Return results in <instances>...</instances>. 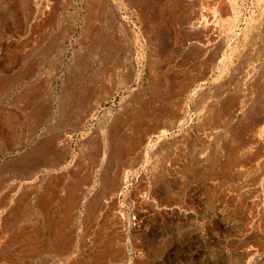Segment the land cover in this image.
I'll return each instance as SVG.
<instances>
[{"label": "rangeland", "instance_id": "1", "mask_svg": "<svg viewBox=\"0 0 264 264\" xmlns=\"http://www.w3.org/2000/svg\"><path fill=\"white\" fill-rule=\"evenodd\" d=\"M256 92L264 0H0V264H264Z\"/></svg>", "mask_w": 264, "mask_h": 264}, {"label": "crops", "instance_id": "2", "mask_svg": "<svg viewBox=\"0 0 264 264\" xmlns=\"http://www.w3.org/2000/svg\"><path fill=\"white\" fill-rule=\"evenodd\" d=\"M256 98H258V101L260 102L261 107L258 109L256 108L255 112L257 114V117L253 119V122L255 123V128L257 126L260 127L261 137L263 139V137H264V98L262 97L261 94L259 95L257 92H256ZM101 141H102V137L96 136V138H95L96 150L92 154L94 161L101 159L102 153L98 150ZM248 159H250V161H254V162L259 161V163H260L259 164L260 165L259 166V173H258L259 175L257 173L256 174L260 178V183L264 184V141L263 140L261 141V144H260L257 152H254ZM253 169L256 172L257 166L256 167L254 166ZM103 185H104L103 188L100 189L101 192H99V194H98L99 196L95 198V200H97V201L105 200L107 194L113 190V187L111 186L112 184H111L110 180L105 181ZM107 185L109 186V188ZM88 215L96 216L97 212L88 211Z\"/></svg>", "mask_w": 264, "mask_h": 264}, {"label": "bare ground", "instance_id": "3", "mask_svg": "<svg viewBox=\"0 0 264 264\" xmlns=\"http://www.w3.org/2000/svg\"><path fill=\"white\" fill-rule=\"evenodd\" d=\"M92 1H94V0H92ZM102 1V0H101ZM105 2V1H104ZM204 11V10H203ZM87 13H89V12H87ZM92 13V12H91ZM202 14V13H201ZM93 15V14H92ZM209 15V14H208ZM203 16H205L204 14H203ZM96 17V16H95ZM89 18V17H88ZM102 19V18H101ZM192 21V20H191ZM196 21V20H195ZM194 21V22H195ZM132 22V21H131ZM206 22V21H205ZM198 23H199V20H198ZM201 23V22H200ZM190 25H193V24H191L190 23ZM216 26V25H215ZM92 27V26H91ZM184 27V26H183ZM86 29V28H85ZM86 30H88V29H86ZM209 30V29H208ZM208 32V31H207ZM145 33V32H144ZM191 34V33H190ZM197 34V33H196ZM143 36V35H142ZM144 37H146V36H144ZM213 38V37H212ZM209 39H211V38H209ZM148 40V39H147ZM201 42V41H200ZM220 42V41H219ZM83 43V42H82ZM197 44V43H196ZM210 44V43H209ZM123 48V47H122ZM121 48V49H122ZM126 49V48H125ZM222 49V48H221ZM119 50V49H118ZM123 50V49H122ZM119 52H121L120 50H119ZM240 56V55H239ZM118 57V56H117ZM103 59V58H102ZM202 60V59H201ZM210 60H212V59H210ZM108 61V60H107ZM104 63V62H103ZM122 63V62H121ZM118 64V63H117ZM150 66V65H149ZM219 68V67H218ZM247 69V68H246ZM197 71V70H196ZM150 73V72H149ZM128 75V74H127ZM193 75V74H192ZM183 76V75H182ZM257 76V75H256ZM138 77V76H137ZM152 80V79H151ZM162 80V79H161ZM188 82V81H187ZM112 83V82H111ZM114 83V82H113ZM260 84V83H259ZM225 85V84H224ZM238 86V85H237ZM237 89V88H236ZM103 91V90H102ZM185 92V91H184ZM212 92V91H211ZM175 93V92H174ZM80 94V93H79ZM241 94V93H240ZM220 95V94H219ZM107 98V97H106ZM242 99V98H241ZM249 99V98H248ZM261 100V99H260ZM250 103V102H249ZM41 107V106H40ZM83 107V106H82ZM219 111V110H218ZM230 111V110H229ZM228 111V112H229ZM223 114V113H222ZM70 115V114H69ZM81 115V114H80ZM204 115V114H203ZM216 115V114H215ZM36 116V115H35ZM260 123V122H259ZM37 129V128H36ZM31 135V134H30ZM45 141V140H44ZM56 142V141H55ZM57 144V143H56ZM242 144V143H241ZM58 145V144H57ZM65 145V144H64ZM55 147V146H54ZM51 149V148H50ZM57 149H58V147H57ZM67 149V148H66ZM39 150V149H38ZM54 152V151H53ZM241 152V151H240ZM38 153V152H37ZM57 153H59V152H57ZM259 153V152H258ZM60 154V153H59ZM57 155V154H56ZM53 156H54V153H53ZM47 158V157H46ZM247 158V157H246ZM57 159V158H56ZM109 159V158H108ZM34 162V161H33ZM116 165V164H115ZM28 166V165H27ZM35 166V165H34ZM90 177V176H89ZM116 181V180H115ZM114 182V181H113ZM139 182V181H138ZM142 183V182H141ZM111 184H112V182H111ZM115 184V183H114ZM113 185V184H112ZM126 185H129V180L128 181H126V184H125V186ZM108 186V185H107ZM108 188H109V186H108ZM123 190V189H122ZM103 197V196H102ZM116 204V203H115ZM60 224V223H59ZM58 227V226H57ZM58 233V232H57ZM51 239H53V238H51ZM66 240V239H65ZM68 243V242H67ZM58 244H60V243H58ZM50 247V246H49ZM35 249V248H34ZM60 249H61V254H64V255H67V253L69 254V251H70V249H68V247L66 246V245H61L60 246ZM59 251V250H58ZM60 252V251H59ZM56 254V253H55ZM70 254H71V252H70ZM69 257V256H68ZM57 262V261H56ZM64 263V262H63Z\"/></svg>", "mask_w": 264, "mask_h": 264}]
</instances>
